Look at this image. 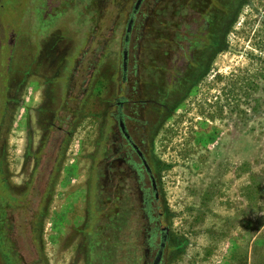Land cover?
I'll list each match as a JSON object with an SVG mask.
<instances>
[{"label": "rangeland", "instance_id": "rangeland-1", "mask_svg": "<svg viewBox=\"0 0 264 264\" xmlns=\"http://www.w3.org/2000/svg\"><path fill=\"white\" fill-rule=\"evenodd\" d=\"M137 3L0 0V76H8V67L12 75L22 74L34 63L13 123L0 125V139L8 130L13 185L0 187V264H42L40 252L49 264H109L111 254L104 251L118 240L108 220L94 213L86 183L94 134L90 110L72 139L52 198L48 194L39 207L44 179L35 192L15 185L32 174V164L23 165V151L29 116L39 144L33 110L44 99V77L57 73L58 63L65 70L62 80L78 68L71 84L61 82L56 105L63 117L73 115L89 64L98 59L101 76L121 68ZM228 42L231 49L216 57L155 138L172 227L191 240L174 264H264V0L243 7ZM3 104L0 97V109Z\"/></svg>", "mask_w": 264, "mask_h": 264}, {"label": "flooded vegetation", "instance_id": "flooded-vegetation-1", "mask_svg": "<svg viewBox=\"0 0 264 264\" xmlns=\"http://www.w3.org/2000/svg\"><path fill=\"white\" fill-rule=\"evenodd\" d=\"M129 41L130 35L126 32L122 66L115 73L101 76L97 69L99 60L91 61L93 64L88 65L80 101L77 100L78 105L71 116L63 117L57 112L58 89L61 82H73L78 68H74L75 72L70 69L66 80H62L60 77L65 70L60 71L58 63L57 73L44 77V99L33 110L35 125L41 130L39 144L35 146V128L29 116L23 151V165L32 164V174L27 182L15 186L35 192L40 190L38 185L44 179L46 185L39 194V207H42L44 197L53 196L72 139L89 117L90 110L94 134L92 149L88 152L90 175L86 183L92 186L94 213L99 221L108 220L111 236L119 241L104 251L111 254L109 264H174L186 252L191 240L187 234L177 233L172 227L173 216L165 203L160 181L164 160L155 150V138L181 104L177 105L175 100L164 101L161 93L169 100L167 92L174 86L187 90L190 85V93L197 83L190 78L189 84H185L189 64L186 56H178L169 63L163 61L164 69L157 71L161 85L151 83L144 77L143 63L130 58ZM62 60L60 64H63ZM56 61L52 60L51 66ZM33 71L34 67L25 75L7 76L9 93L15 99L8 103L9 118L4 124L11 126L13 123ZM95 86L101 87V92L94 91ZM7 138L8 130L0 139V172L4 173L0 184L11 190ZM77 236L82 234L79 232ZM44 259L42 264H49L46 256Z\"/></svg>", "mask_w": 264, "mask_h": 264}, {"label": "trees", "instance_id": "trees-1", "mask_svg": "<svg viewBox=\"0 0 264 264\" xmlns=\"http://www.w3.org/2000/svg\"><path fill=\"white\" fill-rule=\"evenodd\" d=\"M248 3L249 0H143L138 11L132 12L134 20L131 31L129 32V25L126 30L130 35V58L143 63L146 79L161 85V77L157 74L158 70L164 69L161 63H169L178 56H186L189 64L185 84H189L190 78H194L198 84L209 72L216 57L231 49L228 35L243 7ZM33 66L32 62L22 74L30 72ZM11 71L8 67V76ZM6 81L7 77L3 79L0 76V97L4 100L0 109L1 126L9 118L8 103L15 99L9 93ZM189 89L190 85L187 90L174 86L167 92L169 100H166L162 93L161 97L166 102L175 100L178 105L187 97ZM177 96L179 98L175 99ZM3 175L4 173L0 172V182ZM11 197L14 198L12 194ZM43 213L38 214V218ZM42 232L41 228V236ZM40 255V260L45 262L41 252Z\"/></svg>", "mask_w": 264, "mask_h": 264}, {"label": "water", "instance_id": "water-1", "mask_svg": "<svg viewBox=\"0 0 264 264\" xmlns=\"http://www.w3.org/2000/svg\"><path fill=\"white\" fill-rule=\"evenodd\" d=\"M142 1H143V0H138V3H137L136 8H135V12L138 11L139 7L141 6ZM132 23H133V20L129 23V32H130L131 29H132Z\"/></svg>", "mask_w": 264, "mask_h": 264}]
</instances>
